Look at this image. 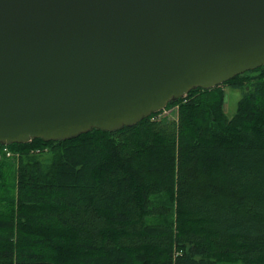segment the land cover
Segmentation results:
<instances>
[{"label": "trees", "instance_id": "obj_1", "mask_svg": "<svg viewBox=\"0 0 264 264\" xmlns=\"http://www.w3.org/2000/svg\"><path fill=\"white\" fill-rule=\"evenodd\" d=\"M0 264H264V65L112 132L0 144Z\"/></svg>", "mask_w": 264, "mask_h": 264}, {"label": "water", "instance_id": "obj_2", "mask_svg": "<svg viewBox=\"0 0 264 264\" xmlns=\"http://www.w3.org/2000/svg\"><path fill=\"white\" fill-rule=\"evenodd\" d=\"M264 65V0H0V144L115 131Z\"/></svg>", "mask_w": 264, "mask_h": 264}, {"label": "rangeland", "instance_id": "obj_3", "mask_svg": "<svg viewBox=\"0 0 264 264\" xmlns=\"http://www.w3.org/2000/svg\"><path fill=\"white\" fill-rule=\"evenodd\" d=\"M223 88H225V91H226V99H225L224 108L228 116H232L235 113L238 102L243 95V89L231 87L229 85H224ZM178 107L179 105L167 107L166 112L164 111L162 115L166 114L170 116L171 118H177Z\"/></svg>", "mask_w": 264, "mask_h": 264}, {"label": "built area", "instance_id": "obj_4", "mask_svg": "<svg viewBox=\"0 0 264 264\" xmlns=\"http://www.w3.org/2000/svg\"><path fill=\"white\" fill-rule=\"evenodd\" d=\"M165 112H166V110H165ZM8 154H11V152H8Z\"/></svg>", "mask_w": 264, "mask_h": 264}]
</instances>
